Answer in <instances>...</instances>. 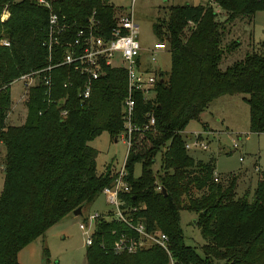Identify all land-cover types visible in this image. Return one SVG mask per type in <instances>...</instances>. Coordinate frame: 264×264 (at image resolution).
<instances>
[{
  "label": "trees",
  "instance_id": "trees-1",
  "mask_svg": "<svg viewBox=\"0 0 264 264\" xmlns=\"http://www.w3.org/2000/svg\"><path fill=\"white\" fill-rule=\"evenodd\" d=\"M72 28L85 27L91 18L104 38L111 36L117 11L110 0H45ZM264 9V0H213L199 6H173L163 27L155 30L171 54L168 73L156 71L155 97L145 101L136 94L133 124L142 126L152 112L154 131L135 132L125 170L131 191L122 195L127 207L149 231L169 238L175 264H264V169L252 199L236 198L238 177L226 185L215 181L214 160L196 161L185 149L183 133L215 100L247 95L250 131L264 134V45L262 52L247 51L243 59L220 68L240 50L249 25ZM51 10L37 0H0V82L9 85L19 76L47 65L43 46ZM7 13V15L3 14ZM223 12L225 21L219 19ZM51 100L41 86L31 90L27 117L19 126L7 124L11 90L0 92V140L4 185L0 194V264H20L18 255L52 226L78 207L92 203L116 177L108 167L97 169L98 151L90 142L108 133L117 140L125 132L123 105L127 73L109 68L93 84L89 100L82 102V78L67 66L53 73ZM72 84L65 87V83ZM64 100L66 119L56 108ZM160 155V167L154 170ZM141 165L140 176H135ZM166 190V194L158 191ZM194 192L200 196H194ZM196 214L194 225L204 240L200 248L186 244L181 212ZM124 227L101 219L92 245L86 247L87 264H170L158 247L133 255H116L113 247Z\"/></svg>",
  "mask_w": 264,
  "mask_h": 264
},
{
  "label": "rangeland",
  "instance_id": "rangeland-1",
  "mask_svg": "<svg viewBox=\"0 0 264 264\" xmlns=\"http://www.w3.org/2000/svg\"><path fill=\"white\" fill-rule=\"evenodd\" d=\"M205 0H110L115 7L118 16L133 13L135 23L139 27L138 42L141 45V66L144 70H159L168 73L171 69V54L169 50L156 55L157 63L151 61V51L154 45L160 42L156 33L159 25L162 31L164 22L168 18V9L172 6H186L203 4ZM207 1V0H206ZM221 12L219 19L225 21L226 17ZM4 15L7 13L4 12ZM245 37L240 50L229 58L223 59L220 68L225 70L234 62L244 58L247 51L262 52L264 45V9L255 16L254 23L249 25L248 19H244ZM244 56L240 57L239 55ZM11 98L13 109L7 119L10 126H19L27 116V107L19 103L24 94V86L21 82L11 85ZM247 95L226 96L212 103L202 115L203 122L212 130L206 133L200 121H192L188 124L183 137L203 133L202 140L207 145V150L196 148L188 154L197 161L208 162L213 159L216 163V175L226 185L232 178L238 177L236 198L248 195L250 200L257 183L262 180L264 169V134L259 135L250 131V110L245 99ZM18 104V105H17ZM122 133L117 140H112L108 133L90 142L89 145L98 151L97 169L99 174H104L109 167L116 174L124 165L128 153V145ZM240 146L234 149V143ZM4 150V149H2ZM240 157L244 161L240 162ZM160 167V155L156 159L154 170ZM141 174V165L138 164L135 176ZM3 172L0 171V194L4 185ZM194 196L200 193L194 192ZM113 208L108 204L104 195H99L92 203L84 206L82 216L70 214L59 223L52 226L43 236L26 246L18 255L20 264H87L86 262V236L80 230L79 225L91 215L106 214ZM196 214L188 211L181 212V226L184 231L187 245L196 248L201 254L204 240L199 229L194 225Z\"/></svg>",
  "mask_w": 264,
  "mask_h": 264
},
{
  "label": "built area",
  "instance_id": "built-area-1",
  "mask_svg": "<svg viewBox=\"0 0 264 264\" xmlns=\"http://www.w3.org/2000/svg\"><path fill=\"white\" fill-rule=\"evenodd\" d=\"M210 4L213 0H207ZM37 3L46 6L51 10L50 4L45 0H37ZM139 27L135 23L132 13L117 18L116 26L113 28L111 36L104 38L100 35L97 24L93 18L85 27L77 28L72 32V28L65 22L64 17L51 10L48 18V26L43 46L47 49V65L43 68L25 73L9 85L0 82V92L11 88L14 82H21L24 86V94L19 103L26 106L31 90L41 86L45 89L48 103L51 100L54 89L53 73L56 69L67 66L71 68L75 75L82 78V86L79 90V98L82 102L89 100L92 94L93 84L106 75L109 68H123L127 73L128 91L123 105V119L125 122L124 140L128 145V152L132 146L131 136L135 132L154 131L156 119L152 112L147 114V122L142 126H135L133 120L136 109V94H142L145 101H151L155 97L154 88L157 82L156 70H144L141 66V45L138 42ZM2 46L8 47L9 42L2 40ZM168 50L166 42H158L151 51V61L157 63L156 55ZM72 84V81L65 83V87ZM64 100L58 101L56 108L60 110V117L66 119L68 111L63 107ZM18 105V104H17ZM206 133V131H204ZM203 133H197L193 137L185 140V149L189 152L196 148L207 150L202 138ZM2 141L0 140V146ZM234 149L239 150L240 146L235 142ZM128 155V153H127ZM116 173L112 184L103 189L102 195L106 197L113 210L106 214L91 215L88 220L80 224V230L86 236V247L92 245L96 224L101 219L106 222L120 224L124 228L118 233L117 241L113 247L116 255H133L158 247L169 256L170 264H175L171 252L169 238L159 230L149 231L144 222L136 217L138 208L127 207L122 195L130 193L131 188L126 182L127 172L125 164ZM243 162V157H240ZM215 181L218 177L215 175ZM162 188L158 187V191Z\"/></svg>",
  "mask_w": 264,
  "mask_h": 264
},
{
  "label": "crops",
  "instance_id": "crops-1",
  "mask_svg": "<svg viewBox=\"0 0 264 264\" xmlns=\"http://www.w3.org/2000/svg\"><path fill=\"white\" fill-rule=\"evenodd\" d=\"M208 1H204V3L203 4H199V5H205L206 3H207ZM112 4V3H111ZM188 5H190V4H188ZM199 5H190V6H199ZM173 7V6H172ZM132 13V12H131ZM132 15H133V13H132ZM224 15V14H223ZM256 16V15H255ZM119 17H122V15L121 16H118V14H117V18H119ZM254 19H255V17H254ZM253 23H254V20H253ZM224 97H226V96H224ZM231 97V96H230ZM221 98H223V97H221ZM221 98H219V99H221ZM219 99H217V100H215V101H218ZM214 101V102H215ZM213 102V103H214ZM212 104V103H211ZM15 109H13V105H12V107H11V110L9 111V114H8V117H10V115H11V113L14 111ZM204 114V113H203ZM202 114V115H203ZM202 115H201V119H200V122L202 123V125H203V131L202 132H204V131H206V132H208V131H211L212 133H214L212 130H210L208 127H207V123H204L203 121V118H202ZM27 117V116H26ZM8 119V118H7ZM26 120V119H25ZM25 122V121H24ZM23 122V123H24ZM23 123H21V125L23 124ZM201 132V133H202ZM259 135H263V134H259ZM3 146L1 145L0 146V171H2L3 172V175H4V166H3V164H2V154H3ZM211 160H213V159H211ZM197 161V160H196ZM210 161V160H209ZM203 162V161H202ZM204 163H207V162H204ZM215 165H216V163H215ZM216 169V168H215ZM216 172V171H215ZM4 177V176H3Z\"/></svg>",
  "mask_w": 264,
  "mask_h": 264
},
{
  "label": "water",
  "instance_id": "water-1",
  "mask_svg": "<svg viewBox=\"0 0 264 264\" xmlns=\"http://www.w3.org/2000/svg\"><path fill=\"white\" fill-rule=\"evenodd\" d=\"M161 193L165 195L166 194V190L162 189ZM84 206L85 205H82V206L78 207L75 211H73L72 214L75 215V216H82V210H83Z\"/></svg>",
  "mask_w": 264,
  "mask_h": 264
}]
</instances>
